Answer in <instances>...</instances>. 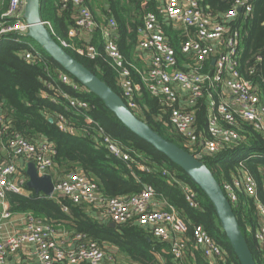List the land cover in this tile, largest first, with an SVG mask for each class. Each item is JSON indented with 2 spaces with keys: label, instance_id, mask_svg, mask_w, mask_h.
Returning <instances> with one entry per match:
<instances>
[{
  "label": "trees",
  "instance_id": "trees-1",
  "mask_svg": "<svg viewBox=\"0 0 264 264\" xmlns=\"http://www.w3.org/2000/svg\"><path fill=\"white\" fill-rule=\"evenodd\" d=\"M93 1L86 0L99 25H105L108 19L116 22L117 46L126 63L134 66L130 67L132 76L141 85L135 96L138 109L133 110V113L162 137L193 153L183 145L180 134L171 125L170 108L143 85L136 71L142 69V65L134 57L146 13H156L178 55L180 44L184 40L181 31L162 16L160 0H105L107 6L102 9L100 17L96 15ZM233 1L200 0V6L205 12L221 17L232 7ZM5 7L6 2L0 0V13ZM40 14L43 21L50 23V31L58 43L61 39H69V29L76 27L74 7L70 3L64 6L60 0H41ZM229 24L240 28L239 69L259 89L260 99L264 104V0H255L253 11L247 17L239 12ZM19 39L17 41L12 34L0 40V111L8 124L3 139L18 134L35 143H48L53 150L52 158L57 173L71 170L82 172L98 185L103 197H129L140 193L145 185H150L154 189L155 199L173 206L187 222L186 231L182 235L186 240V264H212L201 249L195 247V224L202 225L225 252L224 257L213 264H239L210 200L190 177L163 153L129 131L102 100L85 87L81 92L74 93L69 85L58 78V72L65 71L40 46L36 48L37 53L32 54V60L25 59L24 52L30 47L25 42V37ZM74 39L78 42L77 38ZM92 43L98 52L94 59L83 57L67 47L64 49L121 96L117 72L106 54L100 27L93 32ZM48 84L53 87H48ZM59 89L87 101L89 111L83 112L71 107L65 97L58 95ZM59 115L64 116L65 125L78 133L64 132L60 128ZM87 116L91 118L90 122L86 120ZM50 117L52 121L48 120ZM197 118L198 128L205 129L207 119L203 107L197 111ZM225 124L237 130L242 141L211 156L203 155L202 161L220 184L244 172L256 181V197L241 193L239 206L234 207L233 211L256 263L263 264L262 252L254 231L259 224L255 202L264 204L261 170L264 167V140L251 125L239 118L233 126ZM99 127L104 129L105 135L113 142L129 150V161L114 156L101 143L100 138L97 141L93 139L97 136ZM142 165L146 170L141 169ZM170 173L196 191L197 208L189 206L180 185L172 181ZM29 190L28 195L7 192L11 212H31L59 230L64 228L68 234L82 233L103 247L114 260L121 257L133 264H160L157 257L160 254L167 264L175 261L169 253V243L155 238L149 227L140 226L134 220L109 226V221H99L93 216L95 209L90 204L73 203L66 197L57 201ZM246 226L251 231H247ZM53 264L69 263L57 260Z\"/></svg>",
  "mask_w": 264,
  "mask_h": 264
},
{
  "label": "built area",
  "instance_id": "built-area-1",
  "mask_svg": "<svg viewBox=\"0 0 264 264\" xmlns=\"http://www.w3.org/2000/svg\"><path fill=\"white\" fill-rule=\"evenodd\" d=\"M3 1L6 7L0 13V40L13 34L18 41L19 37L26 36L28 30V24L23 18L25 0ZM60 1L64 6L70 3L74 7L76 23V27L68 31L69 39H61L60 44L83 57L94 59L98 52L92 43V34L100 27L106 54L117 72L121 97L132 111L137 110L135 96L141 85L132 76L130 67L134 66L126 63L117 46L116 22L108 19L105 25H99L86 0ZM254 1L234 0L232 7L217 17L205 12L200 6V0H160V13L184 36L180 44V55L171 44L156 13L148 12L144 15L136 54H142L145 68L136 71L145 88L152 95L160 97L170 108L171 125L180 134L183 145L201 159L203 155L211 156L242 141L241 134L225 124L233 126L237 118L251 125L264 140V104L259 89L239 69L240 28L229 24L239 12L247 17L253 11ZM44 23L52 31L50 23ZM78 33L86 34L89 38L81 39ZM28 46L30 48L24 52V58L32 60V54L37 51ZM58 78L69 85L74 93L85 89L66 72H58ZM48 87L53 86L48 84ZM57 93L65 97L71 107L83 112L89 111L88 102L82 98L62 89L57 90ZM43 95L46 96L45 93ZM201 107L206 113L205 129L198 128L197 111ZM58 120L64 132L78 133L64 124L63 115H59ZM86 120L90 122L91 118L87 116ZM7 128L5 115L0 111V145L9 152V158L0 161V264H6L8 257L17 256L21 251L26 252L25 264H53L57 260L69 264H133L125 259L114 260L103 247L82 233L71 235L61 229L60 232L51 223L31 212H11L7 192L30 194L24 173L25 162L29 161L35 163L39 175H51L54 189L52 195L47 197L57 201L66 197L73 203L90 204L94 209H100L102 216L109 218V222L123 224L134 220L140 226L149 227L155 238L169 243V253L175 258L173 264H186V240L182 235L186 231L187 222L173 206L156 200L150 185H145L140 193L129 197H103L98 185L82 172L71 170L57 173L52 158L53 150L48 143H35L18 134L4 140ZM99 138L114 156L129 161V150L113 142L101 127L97 130V136L93 137L95 141ZM141 169L146 170V167L142 165ZM261 170L264 181V167ZM170 175L172 181L180 185L189 206L197 208L196 191L188 183ZM220 185L232 208L239 206L241 193L256 197V181L247 172L224 180ZM255 206L259 224L254 237L264 262V204L256 201ZM64 209L67 210V207L64 206ZM14 218L20 220L21 224L9 229L7 224L12 223ZM246 229L251 231L249 226ZM193 237L195 247L201 249L210 263L224 257L222 246L202 225H194ZM157 257L163 264H167L160 254Z\"/></svg>",
  "mask_w": 264,
  "mask_h": 264
},
{
  "label": "water",
  "instance_id": "water-1",
  "mask_svg": "<svg viewBox=\"0 0 264 264\" xmlns=\"http://www.w3.org/2000/svg\"><path fill=\"white\" fill-rule=\"evenodd\" d=\"M40 10L41 0H25L23 18L28 24L25 37L35 40L67 74L100 98L104 105L129 131L151 144L172 163L180 167L210 200L239 264H257L231 204L226 198L220 183L201 157L165 139L146 122L138 118L119 94L70 55L54 39L51 31L41 18ZM48 120L52 121V118L50 117ZM24 173L27 177L26 185L29 189L46 196L52 195L54 185L51 175H39L35 163L32 161L27 162ZM108 224L109 226L116 225L114 222Z\"/></svg>",
  "mask_w": 264,
  "mask_h": 264
},
{
  "label": "crops",
  "instance_id": "crops-1",
  "mask_svg": "<svg viewBox=\"0 0 264 264\" xmlns=\"http://www.w3.org/2000/svg\"><path fill=\"white\" fill-rule=\"evenodd\" d=\"M78 36L81 39H86L87 37L89 38V36L86 35V34H79L78 33ZM134 57L136 58V60H138L140 62V64L142 65V69H144L145 68V61L142 58V54L141 53L140 54H136ZM1 158L2 159L9 158V152H7L5 147H3L2 145H0V159ZM20 163H23V161H20ZM26 164H27V162H25V167H26ZM93 216L95 218H97L99 221H106V220L109 221V218H106V217L102 216V213H101V211L98 208H95V210H93ZM57 230L60 231L59 229H57ZM61 230L64 231V228L61 229ZM19 254H20L19 257L16 256V257H18L17 259H16V257H14V258L13 257H8L9 259L6 261V264H16L15 260H17V261L19 260V261H21V264H25V262L27 260L26 252L24 251V253H23L21 251ZM159 261H160V264H163L162 260H159Z\"/></svg>",
  "mask_w": 264,
  "mask_h": 264
},
{
  "label": "rangeland",
  "instance_id": "rangeland-1",
  "mask_svg": "<svg viewBox=\"0 0 264 264\" xmlns=\"http://www.w3.org/2000/svg\"><path fill=\"white\" fill-rule=\"evenodd\" d=\"M107 6V3H106V1L105 0H94L93 1V8L95 9V12H96V15L97 16H101L100 14L102 13V9H104L105 7ZM25 42L27 43V44H29L31 47H34V48H37L38 49V44L36 43V41L35 40H33L32 38H30V37H25ZM18 223H20L21 224V221L20 220H18V221H16V219L14 218V219H12V223H8L7 224V227L9 228V229H14V227H16V226H18ZM19 255L20 254H18L17 256L19 257ZM10 257H16V255H12V256H10ZM18 257H16V259L18 258ZM9 259V258H8ZM7 259V260H8ZM122 260H124V259H122L121 257H119L118 258V261H122ZM15 262H16V264H21V262H19V260L17 261V260H15Z\"/></svg>",
  "mask_w": 264,
  "mask_h": 264
}]
</instances>
